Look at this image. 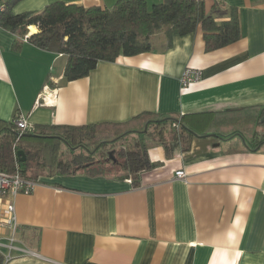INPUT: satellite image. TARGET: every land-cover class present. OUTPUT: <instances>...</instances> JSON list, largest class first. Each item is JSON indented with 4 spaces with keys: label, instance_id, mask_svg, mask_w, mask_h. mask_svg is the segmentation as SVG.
<instances>
[{
    "label": "crops",
    "instance_id": "obj_1",
    "mask_svg": "<svg viewBox=\"0 0 264 264\" xmlns=\"http://www.w3.org/2000/svg\"><path fill=\"white\" fill-rule=\"evenodd\" d=\"M117 1L4 3L19 15L54 2L111 8ZM194 1L216 23L235 12L240 39L206 52L200 29L171 39L160 32L150 52L100 62L72 82L63 77L65 55L29 41L35 26L23 37L0 27V121L22 115L36 130L111 125L115 135L142 129L137 118L150 113L181 120L196 135L186 151L150 142L147 157L157 166L140 173L137 186L106 164L39 178L32 194L1 199L5 264H264V144L253 146L264 134V0ZM186 69L200 77L182 91Z\"/></svg>",
    "mask_w": 264,
    "mask_h": 264
},
{
    "label": "trees",
    "instance_id": "obj_2",
    "mask_svg": "<svg viewBox=\"0 0 264 264\" xmlns=\"http://www.w3.org/2000/svg\"><path fill=\"white\" fill-rule=\"evenodd\" d=\"M29 26L38 30L29 38L34 46L67 57L63 73L66 82L87 77L100 62L112 63L121 56L150 52V41L160 32L171 39L200 29L206 52L240 39L235 12L229 21L216 23L205 15L203 3L194 0H163L152 7L143 0H118L111 8L54 2L40 12L13 15L8 8L0 15V27L12 34L23 37ZM137 119L143 121V127L127 132L136 136L130 142L124 141L126 133L115 138L110 132L105 135L103 132L111 125L52 126L20 133L12 121H0V172L11 174L18 166L23 178L37 181L54 175H74L94 166L102 169L108 164L109 170L131 178L132 185L137 186V176L157 166L147 157L150 142L164 146L169 142L186 151L196 136L181 120L150 113ZM260 138L254 148L264 144V134ZM18 151L24 153V163L19 162ZM0 264H5L1 253Z\"/></svg>",
    "mask_w": 264,
    "mask_h": 264
},
{
    "label": "built area",
    "instance_id": "obj_3",
    "mask_svg": "<svg viewBox=\"0 0 264 264\" xmlns=\"http://www.w3.org/2000/svg\"><path fill=\"white\" fill-rule=\"evenodd\" d=\"M6 11V5L4 3V0H0V15ZM27 38V36H25ZM200 73L196 70L192 69H186L181 78H180V88L181 90H187L189 87H191L194 83H196L199 80ZM52 98L50 100L49 96H42V101L47 104L53 103ZM36 105L39 104V97L35 102ZM13 125L17 128V130L20 131V133L24 132H31L32 127L28 123L27 119L22 115H16L14 119L12 120ZM173 127H177V123L173 125ZM15 154V151H14ZM20 170L18 166H16L15 171L11 174L0 172V200L5 197H14L18 194L22 195H30L32 194L38 183L37 181H32L23 178L20 175ZM176 179L179 180H186V175L183 171H178L175 173ZM131 182V181H129ZM6 211L10 216V223L9 228L12 232V237L10 238V242L14 241V235H15V229H16V220L14 215V206L12 204L8 205L6 207ZM1 214V211H0ZM9 249H13L11 245L8 246ZM5 263L10 259V257H4Z\"/></svg>",
    "mask_w": 264,
    "mask_h": 264
},
{
    "label": "rangeland",
    "instance_id": "obj_4",
    "mask_svg": "<svg viewBox=\"0 0 264 264\" xmlns=\"http://www.w3.org/2000/svg\"><path fill=\"white\" fill-rule=\"evenodd\" d=\"M108 131H110V128H106V131H104L103 133L105 134V135H107V133H108ZM127 134V132H124V133H119V134H115V135H112V134H110V136H111V138H115V137H119L120 135H122V134ZM138 136V135H137ZM135 138H136V136L134 135V134H127V136L124 138V141H127V142H130V141H132V140H135ZM106 152H105V154L104 155H107L108 154V152H109V149H107V150H105ZM65 153V152H64ZM67 155V153H65L64 154V157ZM34 165V164H33ZM99 170H101V169H99ZM104 172V171H103Z\"/></svg>",
    "mask_w": 264,
    "mask_h": 264
},
{
    "label": "water",
    "instance_id": "obj_5",
    "mask_svg": "<svg viewBox=\"0 0 264 264\" xmlns=\"http://www.w3.org/2000/svg\"><path fill=\"white\" fill-rule=\"evenodd\" d=\"M17 157H18L20 163H24L26 160V157L22 151L17 152ZM109 157H112V153H109Z\"/></svg>",
    "mask_w": 264,
    "mask_h": 264
},
{
    "label": "bare ground",
    "instance_id": "obj_6",
    "mask_svg": "<svg viewBox=\"0 0 264 264\" xmlns=\"http://www.w3.org/2000/svg\"><path fill=\"white\" fill-rule=\"evenodd\" d=\"M31 32L34 33L35 32V29L33 27H31Z\"/></svg>",
    "mask_w": 264,
    "mask_h": 264
}]
</instances>
